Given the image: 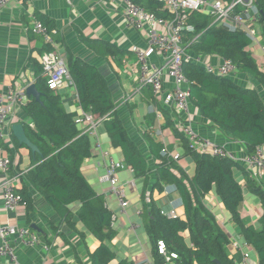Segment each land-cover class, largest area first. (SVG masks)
I'll return each instance as SVG.
<instances>
[{"label":"trees","instance_id":"1","mask_svg":"<svg viewBox=\"0 0 264 264\" xmlns=\"http://www.w3.org/2000/svg\"><path fill=\"white\" fill-rule=\"evenodd\" d=\"M130 1L157 18H169L157 0ZM255 6L260 12V38L264 45V0H255ZM39 21L49 34L56 30V24L50 18L40 15ZM188 23L194 27V32H184L183 38L184 47L190 54L231 60L237 73L253 78L256 84L264 87V71L251 48L254 41L247 33L228 25L213 24L209 16L199 13L191 14ZM84 43L93 48L107 47V54H115L108 43L96 44L86 39ZM52 50L50 46L45 49L46 52ZM66 63L81 108L94 118L103 119L102 127L112 148L121 152L122 162L132 168L134 179L143 181L141 218L151 245L152 263L236 264V260L229 257V246L236 239L230 237L204 203L215 190L244 244L256 254L258 264H264V186L242 164L198 152L181 134L165 109H161L166 116L164 129L171 130L180 141L183 156L178 161L174 160L169 156V150L164 153L165 144L151 136L147 139L148 153L144 152L131 138L115 110L109 83L100 71L70 51L66 55ZM36 66L35 87L40 94V102L30 97L22 110L32 121V126L24 124V129L29 141L38 148V153L31 154L32 168L21 175V187L16 193L28 215L36 212V193L69 228H76V220L82 223L101 243L89 255L90 263L115 264L116 254L109 246L118 234L112 227L113 213L104 195L94 190L82 171L85 160L92 158L94 138L78 128L75 123L77 114L65 109L61 95L49 90L41 76V66ZM183 72L189 82L191 104L204 119L243 143L248 155L264 145V99L258 90L238 84L234 77L218 75L188 61L183 64ZM13 139L17 147L26 148ZM187 158L195 165L193 176L180 165ZM13 160L14 156H11L12 163ZM237 172L241 173L244 185L236 178ZM166 188L180 196L183 218H169L154 202V191L164 193ZM245 190L260 201L262 215L257 226L245 223L242 218ZM53 231L58 233L54 226ZM159 243L164 244L166 255L159 253ZM172 254L177 258L168 262L167 258ZM239 257L240 261L241 253ZM117 264L132 262L123 260Z\"/></svg>","mask_w":264,"mask_h":264},{"label":"crops","instance_id":"2","mask_svg":"<svg viewBox=\"0 0 264 264\" xmlns=\"http://www.w3.org/2000/svg\"><path fill=\"white\" fill-rule=\"evenodd\" d=\"M40 15L50 18L56 24V30L53 31V35L50 34L56 45L53 50L56 49L65 58L68 51H70L75 57L96 67L106 78L113 95L115 110L124 122L131 138L138 143L140 148L148 153L147 139L151 136L163 142L171 154L182 158L183 151L180 141L176 140L171 130L164 129V127L166 128V116L161 109H165L169 113L175 124L178 120L185 119L186 116L178 112L174 107L166 106L163 98H157L152 88L141 84L139 80L140 66L134 50L137 48L145 49L148 46V39L146 32L137 31L128 25L126 0H19L7 5L0 12V94H5L11 88L27 90L29 86L35 85L36 65H40L39 59L46 52V47L49 46L45 43L42 36H38L32 31V27L36 21H39ZM259 17L260 12L256 6L248 10L247 24L255 30L259 27L258 29L261 33ZM214 22L215 20H213V24ZM85 39L96 44H98L97 42H100L99 44L108 43L110 45L109 48L112 47L115 50V54H107V47L104 46L89 47L84 43ZM251 48L260 62H263V52L257 48ZM150 61L153 67H157L160 64V59L157 56ZM204 61L213 66H219L222 63V58L205 57ZM234 78L238 84L258 90L264 99V87L256 84L253 78L240 73H237ZM164 81L165 89L172 90V81L167 77L164 78ZM58 94L61 95L64 107L68 112H73L77 115L81 113L83 109L80 106L76 88L71 90L62 89ZM190 119L195 132L201 137L208 138L226 147L239 160L248 155L243 143L234 140L232 135L214 127L201 116V113L192 104ZM17 124L32 126V121L23 113L21 107L15 110L14 114L10 116L4 125L6 137L0 140V159H11V156H14V160L8 171L0 172V185L17 175L21 176L32 168L30 150L17 147L14 142L13 127ZM99 127L102 129L100 135L104 138L109 149L112 148L102 123ZM97 134L102 151L110 153L115 160L122 162L121 152L113 148L116 154L105 151L103 149V140L101 141L99 136V129H97ZM96 145L97 140L95 139L92 158L85 160L82 171L94 190L99 195H104L107 206L109 202L116 200V204L113 207H116L115 209L118 210L119 214H127L130 206L126 209H121L119 200L109 194V187L102 180L104 176H101L99 174L100 171L95 169L97 159L103 165L101 152ZM187 160L190 161L188 158L183 159L180 165L185 171L193 165L195 171L193 161H190V164H186ZM102 168L104 169V167ZM236 178L244 185L245 182L241 173L237 172ZM133 185L134 183L132 182L130 187ZM20 187L21 184L18 182L15 189L17 190ZM134 192L135 190L132 191V193ZM244 196L242 218L245 223L257 226L258 219L262 215L260 201L246 190L244 191ZM34 198L36 212L28 215L24 204H20L15 211L6 210L3 196L0 192V225L28 227L50 247L49 251L42 247L31 248L19 240L13 239L12 244L15 249V255L20 264H91L89 255L100 247L101 243L99 240L93 237L82 223L77 220L76 228H69L62 223L59 216L46 204L44 199L36 193H34ZM152 198L156 205L166 214L183 218L184 209L180 196L176 192L171 193V190L166 188L164 193L154 191ZM128 202L130 201L128 200ZM204 203L215 214L218 221L222 222V228L224 226L223 229L228 234L225 224L229 223L233 227L237 237L229 234L232 239H236L239 243L240 239L243 241L238 228L234 225L231 218L225 222L226 218L216 215L215 212L218 209L222 214L225 210L215 190L205 198ZM142 211L143 207L138 211V213L140 212V218ZM53 226L58 230V233L53 231ZM240 244H244V242ZM113 251L116 254L115 264L123 260L132 262V264H153L152 258L148 260L143 253L136 255L126 254L127 258L122 259L118 252ZM229 253V257L232 260H236L237 263L240 253L233 244L229 246ZM251 255H254L255 263L251 260ZM250 258V264H258V257L253 251L250 253ZM0 264H10V262L7 258L0 256Z\"/></svg>","mask_w":264,"mask_h":264},{"label":"built area","instance_id":"3","mask_svg":"<svg viewBox=\"0 0 264 264\" xmlns=\"http://www.w3.org/2000/svg\"><path fill=\"white\" fill-rule=\"evenodd\" d=\"M19 0H0V12L10 3ZM163 9L169 14L168 19L157 18L155 15L147 12L142 7L126 0V19L128 25L137 30L144 31L147 34L148 46L145 49L137 48L134 50L138 64L140 66L139 80L141 84L148 85L153 89L157 98L162 97L168 107H174L178 112L186 116L183 120H178L177 128L181 134L187 138L198 152L208 153L212 156L229 158L240 164L251 173V176L264 186V145L258 147L252 155H247L242 160L231 153L226 147L217 144L215 141L201 137L195 132L191 115V98L189 82L183 72L185 61L194 64H200L206 67L210 72L225 77H234L237 74V68L231 60L222 59L219 66H213L206 63L203 57H196L188 52L184 47V32H194V27L188 21L190 15L199 13L209 16L215 23L228 25L229 27L241 30L249 35L257 48L264 54V45L261 43L259 32L247 24L248 10L255 6V0H157ZM34 34L42 36L45 43L52 48H56L52 36L47 28L40 21H36L32 27ZM157 56L160 64L153 67L151 59ZM42 68V77L46 80L49 90L59 92L60 90L75 89V84L71 78L66 58L55 50L45 52L39 59ZM260 68L264 71V61L260 63ZM172 81V90L165 89L164 78ZM30 101L26 89H9L5 94H0V140L6 137L4 125L12 116L17 108H22ZM161 117V116H160ZM103 122V119H96L92 114L81 111L75 118V123L83 133L90 134L97 140L96 147L101 152V159L104 167V177L102 180L109 185V194L119 200L121 209H126L129 202L126 198V189L130 187V182L123 183L121 174L128 172L133 175L131 167L123 162L115 160L108 152H103L101 144L98 141L97 129ZM168 153V149L164 150ZM174 160L179 157L169 153ZM12 166L10 158L0 159V172H6ZM21 176L1 183L0 192L3 196L4 208L8 211L17 210L21 203V197L16 193V184ZM134 177V175H133ZM166 191V190H165ZM149 202V200H148ZM164 214V213H163ZM140 215V212H139ZM169 218H175L174 215L166 214ZM118 222V218L113 214L112 227ZM19 240L31 248L42 247L46 251L50 247L43 242L39 235L31 231L28 227H8L0 225V256L9 260L10 264H20L16 255L12 240ZM233 246L241 253V260L236 264H250L251 249L246 244H240L237 240ZM159 253L166 255V248L163 243H159ZM176 259L172 254L167 258Z\"/></svg>","mask_w":264,"mask_h":264},{"label":"rangeland","instance_id":"4","mask_svg":"<svg viewBox=\"0 0 264 264\" xmlns=\"http://www.w3.org/2000/svg\"><path fill=\"white\" fill-rule=\"evenodd\" d=\"M258 28H257V30L259 32ZM259 36H260V34H259ZM98 129H99L100 139H101V141L103 140V149L105 151H110V152H113L116 154V152L112 148L109 149V146L105 143L104 138L100 135V133L102 132V129L100 127ZM92 144H93V148H94L95 139H92ZM190 161H192V160L190 159ZM190 161L187 160L186 164L189 163ZM184 162H185V160H184ZM95 165H96L95 169H98V171H100L99 174H101V176H104L105 170L102 168V164H101L99 159H97V161L95 162ZM186 172L189 175H193L194 174L193 165H191L190 168H188L186 170ZM121 178L123 180V183H127L129 181L130 183L133 182L134 185L131 187H128L126 190V198L130 201L129 202L130 207H129L127 214H119L118 210L115 209L116 207H113L114 204H116V200H113L112 202L108 203L109 209L112 211L113 214H115L118 217V222L115 223V225H114V227H115L114 230H116L118 234H117L116 239H114L112 242L109 243V246L113 250L118 252L122 259L127 258L126 254L136 255L139 253H141V254L143 253L147 256L148 260H151V258H152L151 257V245L149 244L148 236L146 234L142 220H141L139 213H138V211L141 210L143 207V204L140 200L143 181L142 180H135L133 178V175L130 173H127V172H123L121 174ZM107 186L109 187L108 184H107ZM133 190H135V192H134L135 194L132 193ZM109 200H111V199H109ZM113 210H114V212H113ZM215 213L217 216L220 215V216L226 218L225 222L231 218L230 215L226 211H223V214H222L221 211L218 209ZM220 223H221V225H223L222 222H220ZM132 224H133V226H132ZM223 228H224V226H223ZM225 228L229 232V234L237 237L236 236L237 234H235L233 227L229 223L225 224ZM242 242L243 241L240 239V243H242ZM251 258L250 259L254 262L255 261L254 255H251Z\"/></svg>","mask_w":264,"mask_h":264},{"label":"water","instance_id":"5","mask_svg":"<svg viewBox=\"0 0 264 264\" xmlns=\"http://www.w3.org/2000/svg\"><path fill=\"white\" fill-rule=\"evenodd\" d=\"M27 94L29 97L34 98L37 102H40V94L38 93L35 85H31L27 88ZM13 135L17 139L20 145H24L31 154L35 155L38 153V148L33 145L26 136V132L23 125L17 124L13 127ZM34 229L36 227L33 226Z\"/></svg>","mask_w":264,"mask_h":264}]
</instances>
